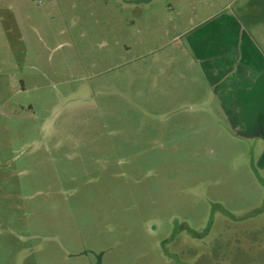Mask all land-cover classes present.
Listing matches in <instances>:
<instances>
[{
	"label": "rangeland",
	"instance_id": "obj_1",
	"mask_svg": "<svg viewBox=\"0 0 264 264\" xmlns=\"http://www.w3.org/2000/svg\"><path fill=\"white\" fill-rule=\"evenodd\" d=\"M264 0H0V264H264L262 144L180 33Z\"/></svg>",
	"mask_w": 264,
	"mask_h": 264
},
{
	"label": "crops",
	"instance_id": "obj_2",
	"mask_svg": "<svg viewBox=\"0 0 264 264\" xmlns=\"http://www.w3.org/2000/svg\"><path fill=\"white\" fill-rule=\"evenodd\" d=\"M242 15L216 12L180 34L227 126L263 145L257 164L264 173V30L251 23L259 17Z\"/></svg>",
	"mask_w": 264,
	"mask_h": 264
}]
</instances>
